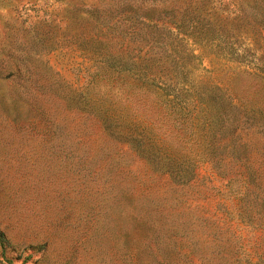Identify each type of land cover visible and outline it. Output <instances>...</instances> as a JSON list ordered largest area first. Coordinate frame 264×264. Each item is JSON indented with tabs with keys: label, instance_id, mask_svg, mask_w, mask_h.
<instances>
[{
	"label": "rangeland",
	"instance_id": "rangeland-1",
	"mask_svg": "<svg viewBox=\"0 0 264 264\" xmlns=\"http://www.w3.org/2000/svg\"><path fill=\"white\" fill-rule=\"evenodd\" d=\"M138 67L222 129L135 112ZM135 113L191 180L123 139ZM0 233V264H264V0H0Z\"/></svg>",
	"mask_w": 264,
	"mask_h": 264
},
{
	"label": "trees",
	"instance_id": "trees-1",
	"mask_svg": "<svg viewBox=\"0 0 264 264\" xmlns=\"http://www.w3.org/2000/svg\"><path fill=\"white\" fill-rule=\"evenodd\" d=\"M178 27L182 28L183 24L179 23ZM146 68V67H145ZM163 75H152L150 70L138 67L136 72V81L132 84L133 94L136 96L134 99L135 112L138 107L150 106L149 110L151 114L154 111L160 114L163 119L168 116L176 117L174 121V130H181L178 121L187 114L190 116L189 134H194V131L205 130L206 133L220 131L222 126L219 124L220 113L216 108L218 105L214 101V92L208 90V88H197L193 85H179V87L171 88L170 85H165L166 81L161 78ZM161 80V86L157 85V81ZM127 86V85H126ZM130 86H127L128 88ZM170 89L168 94L167 90ZM147 94L153 96L155 100L154 105L149 103ZM170 97V98H169ZM178 100V101H177ZM161 108V111L157 109ZM143 121H149L147 117L144 119L135 113L128 122V127H122L126 129L123 139L128 141L138 156L142 157L148 164H150L155 170L167 175L172 182L184 183L193 177V168H183L181 163L176 159L169 156L165 143L160 140L161 143L155 140L149 135V130L145 126ZM109 121L102 119V124L110 127ZM117 129H120V125L117 124ZM176 133H178L175 130ZM122 135V134H121ZM180 140V137H176ZM178 152V150H177ZM202 162H207L204 159ZM4 235L0 233V256L4 257L5 249L7 247Z\"/></svg>",
	"mask_w": 264,
	"mask_h": 264
}]
</instances>
